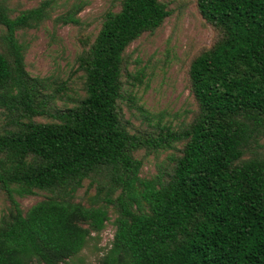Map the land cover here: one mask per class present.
Wrapping results in <instances>:
<instances>
[{
    "label": "trees",
    "instance_id": "1",
    "mask_svg": "<svg viewBox=\"0 0 264 264\" xmlns=\"http://www.w3.org/2000/svg\"><path fill=\"white\" fill-rule=\"evenodd\" d=\"M118 1L95 39L82 40L85 94L72 100L67 81L31 75L19 36L51 20L55 0L17 15L0 0V192L9 203L0 264H65L112 219L97 264H264V0H197L217 33L189 68L197 110L179 128L145 130L122 106L139 79L127 50L172 11L162 0ZM84 9L74 3L56 26H80ZM143 150L168 153L149 178ZM40 193L24 212L18 198Z\"/></svg>",
    "mask_w": 264,
    "mask_h": 264
},
{
    "label": "rangeland",
    "instance_id": "2",
    "mask_svg": "<svg viewBox=\"0 0 264 264\" xmlns=\"http://www.w3.org/2000/svg\"><path fill=\"white\" fill-rule=\"evenodd\" d=\"M43 1L6 0V3L17 15L37 7ZM80 1L85 3V9L80 14L81 25L56 26L54 20ZM162 1L169 5L172 15L160 29L153 34L143 35L127 50L128 72L133 75L139 73V79L129 80L127 91L134 101L125 100L122 106L127 119L140 130L165 125L179 128L191 120L197 104L190 90L189 68L193 59L217 38L214 28L200 13L197 0ZM118 5V0H55L51 20L38 29L19 33L21 41L28 47L26 64L31 75L65 80L68 82V96L72 100L82 97L85 94L84 80L75 64L83 49L82 40L89 38L93 41L101 29L105 12L112 6L119 10ZM66 106L73 107L74 104L58 102V107ZM38 120L50 121L47 118ZM167 154L139 151L137 157L144 161L142 176L152 177L157 171V163L163 161ZM85 190L79 192L78 200H83ZM45 197V193H40L18 198V201L23 211L27 212ZM8 207L5 194L0 192V216ZM112 221L99 237L90 240L78 256L65 264H97L111 247L115 233Z\"/></svg>",
    "mask_w": 264,
    "mask_h": 264
}]
</instances>
